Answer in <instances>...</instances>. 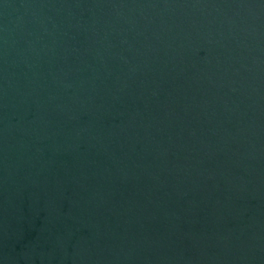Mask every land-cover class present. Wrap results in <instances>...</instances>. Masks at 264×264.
Segmentation results:
<instances>
[{
    "label": "water",
    "instance_id": "obj_1",
    "mask_svg": "<svg viewBox=\"0 0 264 264\" xmlns=\"http://www.w3.org/2000/svg\"><path fill=\"white\" fill-rule=\"evenodd\" d=\"M0 264H264V0H0Z\"/></svg>",
    "mask_w": 264,
    "mask_h": 264
}]
</instances>
